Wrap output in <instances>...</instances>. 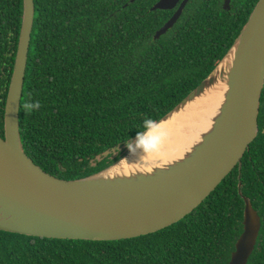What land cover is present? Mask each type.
Masks as SVG:
<instances>
[{"label": "trees", "instance_id": "1", "mask_svg": "<svg viewBox=\"0 0 264 264\" xmlns=\"http://www.w3.org/2000/svg\"><path fill=\"white\" fill-rule=\"evenodd\" d=\"M158 0H35L20 105V135L36 164L65 179L95 174L129 151L125 142L160 120L218 65L258 0L238 20L218 0L172 11ZM191 7V11L188 10ZM23 0H0V135L22 26ZM39 101L38 110L24 105ZM249 197L262 227L247 264H264V90L259 133L237 165L180 221L120 240L60 239L0 230V264H228Z\"/></svg>", "mask_w": 264, "mask_h": 264}, {"label": "water", "instance_id": "2", "mask_svg": "<svg viewBox=\"0 0 264 264\" xmlns=\"http://www.w3.org/2000/svg\"><path fill=\"white\" fill-rule=\"evenodd\" d=\"M135 1V0H131ZM178 0H159L153 10ZM185 0L157 30L160 38L180 16ZM230 0H226L229 2ZM35 0H23L22 26L0 135V230L60 239L120 240L164 229L198 207L237 166L259 133L264 90V0H258L230 49L171 111L159 127L198 99L221 90L208 123L181 150L164 159L143 160L141 150L79 179L44 170L25 152L20 105L34 27ZM163 133V132H162ZM245 201L243 231L228 264H247L262 227L251 199Z\"/></svg>", "mask_w": 264, "mask_h": 264}, {"label": "bare ground", "instance_id": "3", "mask_svg": "<svg viewBox=\"0 0 264 264\" xmlns=\"http://www.w3.org/2000/svg\"><path fill=\"white\" fill-rule=\"evenodd\" d=\"M221 96V90L213 91L192 103L185 112L175 117L173 121L162 124L159 127L160 131L163 132L162 143L157 152L148 156V160L164 159L189 143L197 131L208 123L209 117Z\"/></svg>", "mask_w": 264, "mask_h": 264}, {"label": "clouds", "instance_id": "4", "mask_svg": "<svg viewBox=\"0 0 264 264\" xmlns=\"http://www.w3.org/2000/svg\"><path fill=\"white\" fill-rule=\"evenodd\" d=\"M26 110H38L40 108L39 101H33L24 105ZM143 131H137L134 138H130L125 142V146L129 153H135L137 150H141L143 155L140 160L149 153H155L158 151L162 139L163 133L160 131L157 121L146 118L143 121Z\"/></svg>", "mask_w": 264, "mask_h": 264}, {"label": "flooded vegetation", "instance_id": "5", "mask_svg": "<svg viewBox=\"0 0 264 264\" xmlns=\"http://www.w3.org/2000/svg\"><path fill=\"white\" fill-rule=\"evenodd\" d=\"M159 1V0H158ZM157 1V2H158ZM185 0H178L175 5L173 7H170V8H166V9H161V10H165V11H172V14L170 16V18L173 16V14L176 12V11H179L180 7L182 6L183 2ZM193 0H187L182 8L181 11H185L187 6L190 5V3L192 2ZM156 2V3H157ZM155 3V4H156ZM154 4V5H155ZM217 4H218V7H219V10L218 11H228L229 13H231L233 16H234V19L235 20H238V14L243 12L242 10V7L240 5V2L239 0H230L229 2H226V0H218L217 1ZM153 5V6H154ZM191 7L188 9L190 10ZM191 11V10H190ZM183 13V12H182ZM181 17V16H180ZM167 22V21H166Z\"/></svg>", "mask_w": 264, "mask_h": 264}]
</instances>
